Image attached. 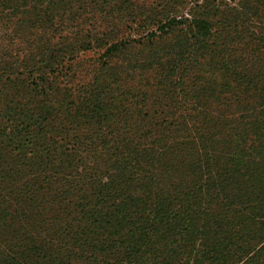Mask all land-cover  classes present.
<instances>
[{"label": "trees", "instance_id": "trees-1", "mask_svg": "<svg viewBox=\"0 0 264 264\" xmlns=\"http://www.w3.org/2000/svg\"><path fill=\"white\" fill-rule=\"evenodd\" d=\"M235 5L219 20L202 6L190 19L158 17L155 31L107 44L86 90L92 121L68 144L33 131L23 139V122L10 120L0 141V264H264V0ZM124 49L143 67L170 54L138 115L113 106L127 100L110 91L122 75L110 62ZM180 60L205 76L181 92L187 117L169 121L159 100L167 110L174 94L157 93Z\"/></svg>", "mask_w": 264, "mask_h": 264}, {"label": "rangeland", "instance_id": "rangeland-1", "mask_svg": "<svg viewBox=\"0 0 264 264\" xmlns=\"http://www.w3.org/2000/svg\"><path fill=\"white\" fill-rule=\"evenodd\" d=\"M237 1L0 0V124L8 128L1 130L0 141H7L6 134L13 130L12 126L9 127L12 118H15L14 122H23V139L28 138L32 131L44 138L42 141L45 140L47 145L51 136L64 138L66 142L68 138L83 136L93 117L86 104L91 70L96 66L94 60L103 54L107 44L136 39L145 36L150 30L155 31L156 25L150 22L158 17L190 19L198 15L197 6L210 10L206 15L219 20L227 15L226 8L236 6ZM126 6L136 11V17L129 18L124 13ZM206 15L201 14L203 18ZM149 16L151 19H147ZM142 21L149 25L138 28L135 24H145L139 23ZM250 24L261 30V26L253 22ZM262 27L264 31V24ZM96 37H99V45L95 43ZM78 39L91 44L79 48ZM256 54L264 57V48ZM158 56L162 64L149 67H143L142 61L131 56V51L125 49L111 59L114 70L122 75L121 81L113 85L110 91L126 92L124 97L127 98L123 99V104L119 100L115 101L113 106H124L129 112L135 110L138 115V110L144 109L143 103L150 105L149 100L155 98L150 95V91L152 86L160 82L161 65L168 66L170 54L159 51ZM167 68L163 70L165 73L170 71ZM247 68L250 72L251 67ZM204 76L203 70L197 72L189 61L177 62L170 74L171 82L162 87V92L157 93L159 99L165 94L169 97L174 94L175 103L165 110L162 107L167 104L166 99L159 100V112H164L160 117L169 121H181L182 116L187 117V112L183 111L187 107V100L181 92L194 82L202 81ZM173 83L178 85L177 89ZM38 105L40 109H37ZM43 110H47L44 114L47 119L50 115L52 117L50 121L46 120L39 125L36 122ZM123 112H120L123 117L134 120L132 114Z\"/></svg>", "mask_w": 264, "mask_h": 264}]
</instances>
